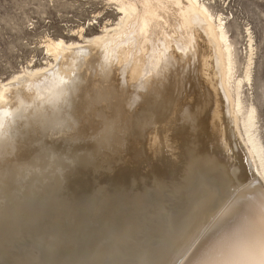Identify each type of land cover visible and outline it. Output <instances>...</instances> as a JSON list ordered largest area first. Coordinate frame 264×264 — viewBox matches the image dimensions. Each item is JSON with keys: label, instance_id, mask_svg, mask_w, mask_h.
<instances>
[{"label": "bare ground", "instance_id": "obj_1", "mask_svg": "<svg viewBox=\"0 0 264 264\" xmlns=\"http://www.w3.org/2000/svg\"><path fill=\"white\" fill-rule=\"evenodd\" d=\"M114 1L113 27L0 83V264H264L251 54L230 91L202 3Z\"/></svg>", "mask_w": 264, "mask_h": 264}, {"label": "rangeland", "instance_id": "obj_2", "mask_svg": "<svg viewBox=\"0 0 264 264\" xmlns=\"http://www.w3.org/2000/svg\"><path fill=\"white\" fill-rule=\"evenodd\" d=\"M198 1L215 20L221 19L231 46L230 91L232 82L243 78L248 57L252 59L250 81L242 83L238 97L243 107L255 110L264 146V0ZM119 17L114 0H0V83L50 62L44 50L47 41L82 44V38L100 35Z\"/></svg>", "mask_w": 264, "mask_h": 264}, {"label": "water", "instance_id": "obj_3", "mask_svg": "<svg viewBox=\"0 0 264 264\" xmlns=\"http://www.w3.org/2000/svg\"><path fill=\"white\" fill-rule=\"evenodd\" d=\"M244 204H245V203L243 202V203H241V204H239V205L242 206V205H244ZM247 207H248V206H247ZM250 208H251V205H249L248 208H244L243 210L239 211V212H240V215H241V214H244V213H247V212H246L247 209H248V213H250V212H249ZM248 213H247V214H248ZM236 220H237V219L232 220L230 223L232 224V223H234ZM240 220H241L242 223H245V224H246L248 218H240ZM194 242H195V241H194ZM194 242H192V244H193ZM187 251H188V250H187ZM187 251H186V252H187ZM186 252L183 254V256L186 254ZM183 256H182V257H183ZM182 257L179 258V260H178L177 263H175V264L180 263V260L182 259ZM177 259H178V258H177Z\"/></svg>", "mask_w": 264, "mask_h": 264}]
</instances>
